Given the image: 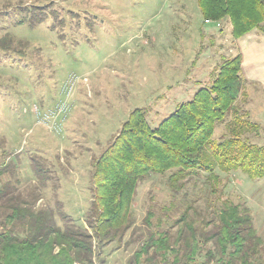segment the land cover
<instances>
[{
	"label": "rangeland",
	"instance_id": "374dc122",
	"mask_svg": "<svg viewBox=\"0 0 264 264\" xmlns=\"http://www.w3.org/2000/svg\"><path fill=\"white\" fill-rule=\"evenodd\" d=\"M42 15L47 19L39 23ZM249 36L264 39L257 30ZM239 49L230 19L205 23L198 0H0V188H11L0 201V233L14 229L24 237L17 223L6 220L3 204L9 199L85 224L94 163L131 113L146 109L149 123L157 126L208 86ZM259 55L257 65L248 63L250 76L242 74L245 93L238 106L260 126L248 137L264 145V80L255 78L262 75ZM226 132L221 125L213 138ZM38 167L43 173L34 171ZM217 173L218 194L204 172L178 194L170 173L140 183L131 206L133 227L123 241L105 247L103 262L95 264H135V252L150 233H166L177 251L183 246L177 242L178 220L186 206L194 207L196 229L207 232L213 227L202 222L216 220L221 199L249 207L264 246V179ZM55 223L65 225L58 217ZM165 252L171 260L173 252ZM208 261L202 253L191 264Z\"/></svg>",
	"mask_w": 264,
	"mask_h": 264
},
{
	"label": "trees",
	"instance_id": "16d2710c",
	"mask_svg": "<svg viewBox=\"0 0 264 264\" xmlns=\"http://www.w3.org/2000/svg\"><path fill=\"white\" fill-rule=\"evenodd\" d=\"M198 4L205 23L229 18L235 40L255 30L264 33V0H198ZM45 19L47 15H42L39 23ZM244 81L242 56L238 54L226 59L208 86H200L190 100L180 103L157 126L149 123L146 109L133 111L94 163L93 201L85 224H73L72 218L61 211L36 212L27 203L9 199L3 204L6 220L17 223L24 237L14 229L0 233V264H95V259L102 263L103 249L123 241L133 227L132 203L140 183L152 176L170 173L169 182L177 194L187 181L203 172L213 193L218 194L222 183L218 169L242 172L253 180L264 179V145L248 137L260 126L238 106L245 93ZM221 125L228 132L216 140L214 133ZM34 171L43 173L39 167ZM2 173L0 170V177ZM9 186L0 188V201L11 191ZM220 203L216 220L202 222L205 227H213L207 232L196 229L197 220L190 214L194 207L186 206L178 220L182 225L177 242L183 246L175 251L166 233H150L135 252V264H142L144 256L148 257L144 264H191L202 253L208 263L256 264L263 260V242L249 207L231 199H221ZM192 215L196 216V211ZM57 217L65 222L63 227L55 223ZM210 243L213 249H204ZM165 251L173 252L171 260Z\"/></svg>",
	"mask_w": 264,
	"mask_h": 264
},
{
	"label": "crops",
	"instance_id": "0c3cea01",
	"mask_svg": "<svg viewBox=\"0 0 264 264\" xmlns=\"http://www.w3.org/2000/svg\"><path fill=\"white\" fill-rule=\"evenodd\" d=\"M249 35L250 34L244 36L241 39L236 40L237 46L240 48L239 50L242 56V74L246 73L247 76H250L248 70V63L257 65L258 62L255 61L258 60V53L261 52L262 55L259 56H262L263 62L257 66V71L259 73L261 72L262 75H259L258 77L255 78L256 80L258 79L264 80V39H259V38L254 39ZM256 80H252V81L256 83H260ZM262 83L264 84V81H262ZM262 83H260V85L264 89V85Z\"/></svg>",
	"mask_w": 264,
	"mask_h": 264
}]
</instances>
